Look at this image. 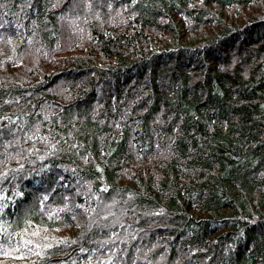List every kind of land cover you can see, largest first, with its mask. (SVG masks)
<instances>
[{
  "label": "trees",
  "instance_id": "16d2710c",
  "mask_svg": "<svg viewBox=\"0 0 264 264\" xmlns=\"http://www.w3.org/2000/svg\"><path fill=\"white\" fill-rule=\"evenodd\" d=\"M0 264H264V0H0Z\"/></svg>",
  "mask_w": 264,
  "mask_h": 264
}]
</instances>
